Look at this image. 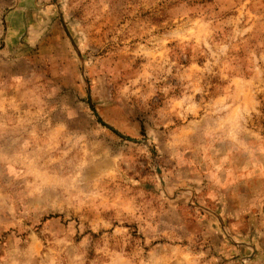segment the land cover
<instances>
[{"label":"rangeland","instance_id":"rangeland-1","mask_svg":"<svg viewBox=\"0 0 264 264\" xmlns=\"http://www.w3.org/2000/svg\"><path fill=\"white\" fill-rule=\"evenodd\" d=\"M0 264H264V0H0Z\"/></svg>","mask_w":264,"mask_h":264},{"label":"water","instance_id":"water-1","mask_svg":"<svg viewBox=\"0 0 264 264\" xmlns=\"http://www.w3.org/2000/svg\"><path fill=\"white\" fill-rule=\"evenodd\" d=\"M108 128H109V127H108ZM112 131H113V130H112ZM113 132H115V131H113ZM116 134H117V133H116ZM118 136L121 137V138H123V139H126L127 141H130V142H135V143H136V142H137V143H140V142H141V141H135V140H133V139H130V138L124 137V136L119 135V134H118Z\"/></svg>","mask_w":264,"mask_h":264}]
</instances>
